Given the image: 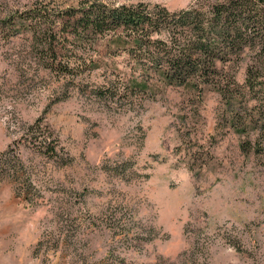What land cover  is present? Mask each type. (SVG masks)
Segmentation results:
<instances>
[{
	"label": "rangeland",
	"instance_id": "1",
	"mask_svg": "<svg viewBox=\"0 0 264 264\" xmlns=\"http://www.w3.org/2000/svg\"><path fill=\"white\" fill-rule=\"evenodd\" d=\"M87 1L166 7L153 36L205 42L200 65L166 78L121 28L72 32ZM208 1L0 0V264H264L258 53L210 45Z\"/></svg>",
	"mask_w": 264,
	"mask_h": 264
},
{
	"label": "trees",
	"instance_id": "2",
	"mask_svg": "<svg viewBox=\"0 0 264 264\" xmlns=\"http://www.w3.org/2000/svg\"><path fill=\"white\" fill-rule=\"evenodd\" d=\"M208 2V9L213 10L214 34L210 39V45L221 47L226 51L234 52L236 55L237 53L244 55L245 51L258 53V55L249 56L245 60V68H247L245 82L250 85L251 90L255 88L263 99L259 105L251 109L252 114L245 120L248 122V126L244 124L243 130L254 129L257 126L264 127V78L258 79L257 84L253 82L255 73L258 72L264 62V59L261 58L264 56V0H210ZM194 11L195 8L193 7L183 12ZM74 12V10L69 11L68 16L72 32L79 33L80 28L93 31L121 28L127 34H133L134 45H137L134 47H137V50H146L147 52L143 54L151 58L156 67L162 69V65L167 62L168 69L162 71V75L166 78L169 74H180L181 76L183 70L190 67L193 69L195 64L200 65L197 63L200 61L198 50L199 48L203 49L202 45L205 42L191 48L188 45L186 48L177 46V48L172 49L167 46V41L153 36V33L159 32L161 26L167 22L168 18L170 19L166 7L157 4L149 7L142 2L107 5L103 2L88 3L87 1L79 8L77 14ZM41 15L45 16V13H41ZM71 19L72 22H70ZM186 20H188V16L180 15L176 22L183 23ZM169 28H167L168 32ZM202 28V33H207L209 30V27ZM252 41H255V44H252L248 50V45ZM247 47L248 49L245 50ZM164 57L166 58L164 59ZM214 60L216 59L212 60V64H214ZM232 100L230 98L225 102L231 104Z\"/></svg>",
	"mask_w": 264,
	"mask_h": 264
}]
</instances>
